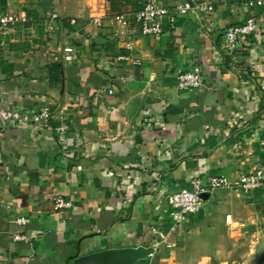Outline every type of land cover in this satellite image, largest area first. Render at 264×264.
Segmentation results:
<instances>
[{
	"label": "crops",
	"instance_id": "0c3cea01",
	"mask_svg": "<svg viewBox=\"0 0 264 264\" xmlns=\"http://www.w3.org/2000/svg\"><path fill=\"white\" fill-rule=\"evenodd\" d=\"M94 1L0 0V13L29 19L0 38V103L30 113L67 107L68 118L62 143L54 119L0 124V264H264L261 191L221 189L176 231L168 204L193 176L233 183L263 159L264 7L194 0L213 11L137 37L130 55L141 65H133L117 61L128 53L106 0L98 1L108 18L91 22ZM250 17L259 30L233 68L223 32ZM65 46L74 49L70 62ZM197 67L203 86L179 90L177 76ZM56 196L75 209L55 211ZM20 217L29 223L18 225Z\"/></svg>",
	"mask_w": 264,
	"mask_h": 264
},
{
	"label": "built area",
	"instance_id": "2783aa9c",
	"mask_svg": "<svg viewBox=\"0 0 264 264\" xmlns=\"http://www.w3.org/2000/svg\"><path fill=\"white\" fill-rule=\"evenodd\" d=\"M249 7H264V0H249ZM92 14L90 17L94 25L100 26L103 21L108 18L107 6L104 2L94 1L90 5ZM213 11L210 4L197 2L194 0H186L174 7H168L157 0H143L140 2V9L127 10L123 8L119 13L114 14L111 19L117 27L116 34L119 41L123 44V50L128 54H120L117 57L118 62L131 63L133 65H141V62L131 58L130 52L133 50L134 43L139 36H155L164 32L166 24H175L177 18L185 17L191 12ZM27 14L22 11L2 12L0 13V38H7L13 34L16 29L28 22ZM52 21L61 20V15L53 12ZM70 24H76V19H71ZM48 30H58L56 25H48ZM259 30V24L254 17L248 18L244 23L228 27L223 32V45L225 53L231 58V66L236 67V57L239 54L242 45L247 43V38L253 36ZM64 60L70 62L73 59L74 49L65 46L62 49ZM241 74L250 73V69L242 65L239 68ZM203 74L200 68L192 71L182 72L177 76V87L181 91H195L203 86ZM113 93L112 90L109 91ZM67 107L61 108L58 113L51 107H45L39 113H30L23 110L6 109L0 103V124L6 125H25L29 123H37L47 119H54V132L60 143L64 142L68 131V118L66 115ZM261 152L263 159L257 169L250 174L240 175L233 183L228 182L224 176H211L205 179L200 176H193L188 182V187L179 189L168 197V204L171 208V230L176 231L190 215H194L201 211L207 197L215 192L230 188L234 191L242 193H251L261 191L264 196V140L261 142ZM53 208L55 211L75 209L74 204L62 196H56L53 199ZM18 225H26L29 219L20 217L16 220ZM153 232L158 235L160 240H164L165 234L157 228H152ZM22 235H14L13 240H24Z\"/></svg>",
	"mask_w": 264,
	"mask_h": 264
},
{
	"label": "trees",
	"instance_id": "16d2710c",
	"mask_svg": "<svg viewBox=\"0 0 264 264\" xmlns=\"http://www.w3.org/2000/svg\"><path fill=\"white\" fill-rule=\"evenodd\" d=\"M106 1L108 3V6L110 7L111 11L114 14L119 13L122 10V8L126 7L125 9H128V7H127L129 5L128 0H106ZM122 2L125 3L126 6L122 5ZM140 2L141 1L137 0L136 4H135L136 6L135 7L132 6V8H134V9H130V10H138V9H140Z\"/></svg>",
	"mask_w": 264,
	"mask_h": 264
}]
</instances>
